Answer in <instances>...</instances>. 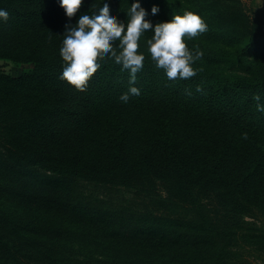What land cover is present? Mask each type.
<instances>
[{"label":"trees","instance_id":"16d2710c","mask_svg":"<svg viewBox=\"0 0 264 264\" xmlns=\"http://www.w3.org/2000/svg\"><path fill=\"white\" fill-rule=\"evenodd\" d=\"M133 2L110 8L126 21ZM141 5L159 7L153 25L201 15L208 30L186 42L204 56L194 77L170 81L145 44L140 95L123 103L129 73L112 61L85 88L60 79L59 0H0V60L33 65L0 72V264H252L248 251L264 250V227L247 221L264 224V112L253 99L264 103V6L251 16L240 0ZM89 187L132 197L113 204Z\"/></svg>","mask_w":264,"mask_h":264},{"label":"clouds","instance_id":"9594fccd","mask_svg":"<svg viewBox=\"0 0 264 264\" xmlns=\"http://www.w3.org/2000/svg\"><path fill=\"white\" fill-rule=\"evenodd\" d=\"M85 0H59L69 23L65 25L59 53L63 61L60 79L67 80L79 88H85L93 72L105 62L112 61L120 66L121 71L129 73V88L119 100L128 103L133 95H140L135 86L137 73L144 67L145 53L138 51L147 46V52L154 67L163 70L170 81L194 77L199 71L194 67L204 56L198 45L189 48L186 40L197 38L208 30V24L198 13L185 10L174 14L170 20L153 22L146 17L156 15L159 7L153 5L151 13L141 5V0H134L127 9V20L121 21L111 11L110 0H92L87 11L77 17ZM75 18V23L72 19ZM9 12L0 8V21L7 22ZM151 31L150 38L145 34ZM197 92H202L200 85ZM192 95L191 90H185ZM256 109L264 112V103L256 93Z\"/></svg>","mask_w":264,"mask_h":264},{"label":"rangeland","instance_id":"374dc122","mask_svg":"<svg viewBox=\"0 0 264 264\" xmlns=\"http://www.w3.org/2000/svg\"><path fill=\"white\" fill-rule=\"evenodd\" d=\"M247 12L254 16L256 12L264 6V0H240ZM208 43H212L206 41ZM215 44V43H214ZM252 60L259 59V54H253L251 57ZM33 68L32 64H23V65H15L13 63L0 60V72H5L14 77H20L26 71ZM90 192L88 194H92L94 197H98L100 199L106 200L113 204H120L127 200H129L132 196L130 193L120 189H108V188H97V187H89ZM0 209L7 210L9 209V205L6 201L0 199ZM36 215L43 216L46 218H52L57 221H62L56 218L55 214L47 213L45 211H36ZM55 215V216H54ZM58 217V216H57ZM249 223H254L258 227H264V224L258 221H254L253 219H247ZM248 260L252 264H264V250L253 251L249 250Z\"/></svg>","mask_w":264,"mask_h":264}]
</instances>
